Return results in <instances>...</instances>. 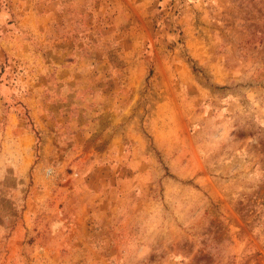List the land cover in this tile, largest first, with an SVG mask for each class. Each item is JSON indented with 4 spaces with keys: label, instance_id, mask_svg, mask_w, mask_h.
Segmentation results:
<instances>
[{
    "label": "rangeland",
    "instance_id": "1",
    "mask_svg": "<svg viewBox=\"0 0 264 264\" xmlns=\"http://www.w3.org/2000/svg\"><path fill=\"white\" fill-rule=\"evenodd\" d=\"M0 264H264V0H0Z\"/></svg>",
    "mask_w": 264,
    "mask_h": 264
},
{
    "label": "trees",
    "instance_id": "2",
    "mask_svg": "<svg viewBox=\"0 0 264 264\" xmlns=\"http://www.w3.org/2000/svg\"><path fill=\"white\" fill-rule=\"evenodd\" d=\"M193 69L196 71L197 69L195 67H193Z\"/></svg>",
    "mask_w": 264,
    "mask_h": 264
}]
</instances>
